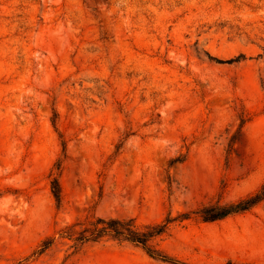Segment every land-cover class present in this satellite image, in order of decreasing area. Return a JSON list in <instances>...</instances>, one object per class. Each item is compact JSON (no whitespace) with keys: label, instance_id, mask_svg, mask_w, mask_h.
<instances>
[{"label":"rangeland","instance_id":"374dc122","mask_svg":"<svg viewBox=\"0 0 264 264\" xmlns=\"http://www.w3.org/2000/svg\"><path fill=\"white\" fill-rule=\"evenodd\" d=\"M263 184L264 0H0V264H168L110 239L66 259L58 232L182 214L155 249L264 264V202L195 214Z\"/></svg>","mask_w":264,"mask_h":264},{"label":"trees","instance_id":"16d2710c","mask_svg":"<svg viewBox=\"0 0 264 264\" xmlns=\"http://www.w3.org/2000/svg\"><path fill=\"white\" fill-rule=\"evenodd\" d=\"M240 57L235 60H229L226 63L236 61ZM58 168L59 165H57V169ZM51 193L56 203L59 204L61 191L57 179H53L51 182ZM263 202L264 184L256 193L236 203L208 205L199 209L195 214L202 222L211 223L223 220L232 215L247 212ZM188 218L189 214H182L175 219L167 218L160 224L139 227L136 225L134 219L121 220L113 218L88 217L65 226L58 232V236L60 240H66L72 243L70 246L72 251L66 256V259L79 254L88 244H95L104 239H110L140 247L150 258L160 262L168 264H183L155 249L153 242L166 234L169 229V225L172 222ZM53 243V238L44 241L39 246V249L33 253V256H41L51 248Z\"/></svg>","mask_w":264,"mask_h":264}]
</instances>
